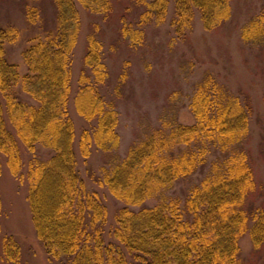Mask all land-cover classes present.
<instances>
[{
	"label": "trees",
	"instance_id": "16d2710c",
	"mask_svg": "<svg viewBox=\"0 0 264 264\" xmlns=\"http://www.w3.org/2000/svg\"><path fill=\"white\" fill-rule=\"evenodd\" d=\"M136 1L143 6L138 27L124 23L122 32L133 45H140V26L162 21L169 0ZM54 2L56 27L28 38L21 53L24 73L5 57V44L17 39L18 28H0V154L13 176L27 179L32 224L47 254L61 264H262L261 258L244 259L240 247L245 235L255 251L264 246V192L258 190L262 184L252 151L243 145L250 106L223 95L211 77L203 78L192 96V125L162 122L124 158L103 168L101 176L91 174L97 185L122 203L114 215L112 239L106 238L107 206L77 168L68 100L70 55L80 29L78 4L107 11L110 3ZM174 9L172 22L178 34L190 27L194 10L207 29L229 15L228 0H175ZM27 15L29 22L37 21L35 8H29ZM256 19L242 31L244 39H263L264 22L262 17ZM252 25L258 27L255 35H250ZM101 49L97 39L87 37L83 60L90 73L79 78L77 99L83 102L77 108L96 123L80 133L83 158L89 156L91 144L110 154L119 143L117 111L98 90L106 77ZM19 144L31 154L26 164ZM37 145L51 151L47 159L36 155ZM211 154L216 157L209 160ZM198 171L203 176L183 198L165 195L176 182ZM149 199L154 204H147ZM1 251L9 264H22L20 246L11 235L2 237Z\"/></svg>",
	"mask_w": 264,
	"mask_h": 264
},
{
	"label": "rangeland",
	"instance_id": "374dc122",
	"mask_svg": "<svg viewBox=\"0 0 264 264\" xmlns=\"http://www.w3.org/2000/svg\"><path fill=\"white\" fill-rule=\"evenodd\" d=\"M109 3L107 11L87 10L78 4L80 29L70 55L68 100V114L74 123L77 168L87 187L97 188L107 206L106 238L112 239L114 215L122 203L116 201L105 186L97 185L91 174L101 176L103 168L124 158L130 147L160 128L162 122L192 125L195 118L190 108L191 99L197 84L205 77H211L221 87L223 95L238 97L250 106L248 134L243 145L252 151L256 177L262 184L258 190L264 192V37L259 41L242 37V31L251 20L262 17L264 22V0H228V19L209 29L203 26L199 12L194 10L190 27L183 29L182 34H178L180 32L172 22L175 0H169L162 21L140 26L143 34L140 45H133L128 36L124 37L122 27L126 23L137 28L138 14L143 6L136 0H109ZM32 7L37 11L36 22L27 19V11ZM56 15L54 0H0V28H18L17 39L5 44V57L18 64L20 73L26 71L21 53L28 38L54 29ZM257 31L256 25L250 27V35ZM88 36L102 45L106 77L98 90L117 111L115 130L119 143L110 154L91 144L89 156L83 158L78 149L80 133L83 129L91 130L96 123L94 119L87 120L77 108V103L83 102L81 98L77 99L79 78L90 73L83 60ZM24 98L31 101L25 94ZM19 147L26 164L31 154L22 144ZM35 153L40 159H47L51 151L37 145ZM208 157L212 160L216 155ZM202 176L203 172L198 171L190 178L176 182L165 195L183 198ZM27 195L25 175L21 179L13 176L5 157L0 154V264H9L1 251V240L6 235H11L19 244L22 264H61L60 259L47 254L35 233ZM146 203L152 205L154 200L149 199ZM240 247L244 259L261 258L264 264V246L255 251L245 235L240 240Z\"/></svg>",
	"mask_w": 264,
	"mask_h": 264
}]
</instances>
